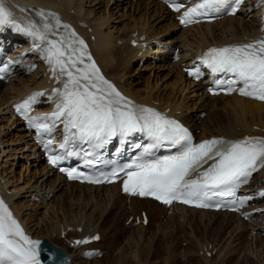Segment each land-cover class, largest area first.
I'll return each instance as SVG.
<instances>
[{"label": "bare ground", "instance_id": "6f19581e", "mask_svg": "<svg viewBox=\"0 0 264 264\" xmlns=\"http://www.w3.org/2000/svg\"><path fill=\"white\" fill-rule=\"evenodd\" d=\"M4 2L12 11L15 19L32 31H37L38 10L63 16L65 21L73 25L88 41L103 73L108 79L114 80L129 97L139 104L152 105L162 110L171 109L172 114L180 117L194 131L199 128V125L192 124L191 114L188 115V112L185 114L186 104L182 99H179L178 94L182 95L189 87L193 88V92H200L203 88L188 79L183 69L187 68L190 62L210 45L232 42L245 44L260 38L264 34V30L261 28V13L258 10L256 11L254 6H250L245 12L242 11L236 17H230L214 24H201L194 28L185 29L183 42H175L161 39L163 36L168 35L171 29L179 27V25L175 15L165 8L159 0H110L108 1V7L104 12L102 10V13H99L101 11L100 7H96L98 4L102 5V0H4ZM112 4L115 7L107 13ZM254 4L258 9L260 8L256 2ZM129 7H131L130 14H132L130 19L118 16L122 10L125 14ZM251 10L256 12L252 13ZM135 15H140L141 19L129 23L132 18L136 19ZM115 16H118V18H115ZM147 16L149 21L146 20ZM166 23L170 24L165 25ZM218 28L222 30L221 33L216 31ZM159 29L161 33H159ZM143 37H145V40H142ZM31 40L33 44L39 42L33 36H31ZM136 42L138 46L134 48ZM143 44H146V46H142ZM176 49H179L184 55L179 62L169 63L167 60L169 56L174 55ZM150 57H154L151 59L152 61L148 60ZM35 61L38 62L39 60L36 59ZM135 61L144 62V65L139 66L138 70H141V72L150 71L157 80L156 84H147L144 88H140L139 83L130 80L132 77L130 68ZM153 62L157 64L155 63L154 66L152 65ZM26 68L27 66L20 69L19 76L13 78L9 84L5 85L0 82V186L6 198L12 203L15 215L23 221L29 233L40 239L46 238L55 246L63 247L65 252L72 258L74 257L72 263L78 259V261L81 260L79 264H97L87 259L88 257H85L86 259L83 257V249L71 247L73 239L83 238L87 234L95 232L100 233L101 241L93 244L91 248L101 250L103 245L101 247L100 243L103 244L111 231V228H104V226L111 219L114 212L118 216L122 206L123 215L127 214V208H129L130 216L140 217L143 211L153 216L156 210L163 212L167 207L149 199L122 195L117 185L94 188L77 183H66L62 177L51 171L37 153L32 135L26 132L23 122L14 117L12 110L13 105L29 93L36 89H44L47 85L53 83L51 68L41 66L33 73H27ZM161 69L168 70V73L165 75L159 74ZM174 72L178 79L179 90L175 89L168 92L167 84H159L166 79L168 80ZM50 88L52 87L50 86ZM200 95L202 100L204 99L202 103L207 102V107L201 106L202 112L213 109V114L209 115L203 126L201 125L200 139L212 136L239 139L247 134L250 136H264V103L235 96L210 97L208 94L204 95V91ZM207 99L211 100L212 103ZM221 103L225 104L226 107L219 106ZM48 109L49 107L43 109V111ZM227 114H230V118H225L228 122L225 124L222 115L227 116ZM235 125L238 126L237 129L233 128ZM254 127H257L258 130H254ZM246 129H248L247 132ZM19 168L20 171H18ZM53 178L54 180H52ZM49 184L51 190L46 189ZM253 185L249 187V189L252 188L251 191L264 189V171L256 177ZM63 187L67 188L65 189V196L68 198H65L66 200L54 198L57 190L59 188L63 189ZM40 192L44 194V197H39ZM37 197L41 201L48 199L50 203L51 199L54 198L53 207L46 208L47 214H42L41 218H39L41 215L39 212L40 208L44 206L36 205V214H34V207L28 205L30 201L37 199ZM94 200H96L97 205L92 204L88 210L87 205L83 207L81 204L82 201H88L89 204L90 201L93 203ZM108 205L111 207V211L107 210ZM98 208H100L99 211H97ZM116 210L118 211L116 212ZM170 210L173 216L170 220H167L168 222H173L175 217L179 215L186 222H184V225L191 227V229L195 228L196 225L205 226L206 229H209L212 227L211 223L215 222L218 216H222L223 219L219 226L220 236L231 223L240 224L243 222V224L241 223L242 226L245 225L244 221L236 217L234 213L198 211L178 205ZM106 211L108 212L106 213ZM205 216L210 217L207 219L208 223L204 222ZM150 223L149 220L148 226ZM174 225L176 229L178 227L176 221ZM167 226V223L165 225L159 224L158 229L162 227L165 229ZM69 227H74L75 231H68ZM80 228H82L81 234L78 233ZM236 228H234V231H236ZM253 231L254 229H252ZM171 233L170 237L165 239L169 244H167V248L156 249L153 246L154 242H150L151 244L146 245L144 248L143 243L148 230L140 223L136 226V232L129 233L126 246L120 245L123 247L118 246L115 249L108 264H189L188 255L195 251L192 248V241L187 249L178 253L176 248L178 240L173 238L174 241L171 244L174 231ZM241 233L243 231H240V235ZM63 234H65V238L61 239ZM168 234L170 233L168 232ZM185 235L191 236L193 234L192 232H185ZM261 237L263 243L264 236ZM154 238L150 240H154ZM200 240H198V246H196V249L199 248L197 250L198 254L200 251L205 254L207 252L214 254L213 252L218 249L217 241L214 245L208 241L203 243ZM179 256H182V260L179 259ZM158 260L159 262H157ZM202 260L204 263L211 264L210 259L206 256Z\"/></svg>", "mask_w": 264, "mask_h": 264}, {"label": "snow or ice", "instance_id": "6c2138e0", "mask_svg": "<svg viewBox=\"0 0 264 264\" xmlns=\"http://www.w3.org/2000/svg\"><path fill=\"white\" fill-rule=\"evenodd\" d=\"M166 2L176 12L184 7L177 0ZM229 3L230 0H201L183 13L180 22L185 25L198 22L197 17L219 12ZM4 26L19 28L12 11L4 0H0V28ZM59 27L69 26L61 25L57 18L55 25L45 23L43 31L22 29L40 42L34 48L45 53L44 58L52 66L54 77L58 81L66 77L62 81L63 88L53 90L59 97L56 111L45 117L27 115L32 102L43 93H36L17 106V111L28 120V126L38 133L50 134L58 121L63 122L66 135L59 148L65 151L63 155L49 156L51 163L57 165L64 157L78 155L68 150L78 143L95 149L115 137L124 141L136 134L149 141L144 145L135 144L134 147L141 148L136 160L114 171L110 177L94 179L76 170L60 169L67 172L69 179L111 183L123 173V191L133 196L153 197L169 205L179 201L208 208L212 206L210 201L213 197L234 196L238 184L253 171L264 168V138L246 137L237 141L211 139L194 144L188 130L178 121L124 97L104 78L87 52V45L75 33L70 34L71 38L61 35L59 39H48L49 34L56 35L54 29ZM45 41L47 47L41 49L40 45ZM201 61L212 73L232 74L235 79L228 83L241 82V95L264 101V39L239 46L210 48ZM7 71V68H0V79ZM198 71H190L189 74L198 77ZM234 90L229 87L227 92ZM40 120L50 123H37ZM51 143L49 139L44 146L48 148ZM163 147L174 148L176 152L156 156L154 150ZM85 155L91 153L85 152ZM209 161L214 162L200 171ZM92 163V160H86L87 165ZM244 202L241 200L240 204ZM89 242L76 241L77 244ZM40 245L41 241L25 234L7 204L0 199V264H42Z\"/></svg>", "mask_w": 264, "mask_h": 264}, {"label": "rangeland", "instance_id": "374dc122", "mask_svg": "<svg viewBox=\"0 0 264 264\" xmlns=\"http://www.w3.org/2000/svg\"><path fill=\"white\" fill-rule=\"evenodd\" d=\"M98 1H100V0H98ZM108 1H110V0H102V2H103V3L101 2L102 5H99V4L96 5V7H100L101 11L99 13H102V10H103V12L106 10V8L109 5ZM113 7H115L113 4L110 5V7L108 8L107 13H109L110 9H112ZM140 7H141V3H140ZM130 13H131V7H129V10H126L125 14L123 13V10H122L118 14V16H124L125 19H130L131 15H132ZM133 13H135V12H133ZM118 16H115V18H118ZM135 17H136V19L132 18V20L129 21V23L137 22V21H139L141 19L140 15H135ZM147 18H148V16L146 17V20L149 21V18L148 19ZM168 24H170V23H166L165 25H168ZM216 31H218V33H221L222 30L218 28V29H216ZM159 33H161L160 29H159ZM184 33H185V30H181L180 27H175V28L171 29V31L169 32L168 35L163 36L161 39L162 40H166V41L170 40V41H175V42H183L182 38H184V36H183ZM190 33H192V32H190ZM163 48H165V47H163ZM154 57H152V58L150 57V58H148V60L152 61L151 59H153ZM154 64H155V62H153L152 65H154ZM142 65H144V62H136L135 61V62L132 63L131 68H130V74L132 75V77L130 78V80L134 81L136 83H139L140 88H144L147 84H151V85L152 84H156L157 80L151 74L150 71L141 72V70H138V67L139 66L141 67ZM136 71H137V73H136ZM167 73H168V70L161 69L159 71V74H164L165 75ZM176 80H177V82H176ZM159 83H160V81H159ZM177 83H178V79L176 78V75H175V72H174L173 75L168 80L166 79L165 81L161 82L159 85H161V84H165L166 85L167 84V91L169 92V91H173L175 89L179 90V88H178L179 83L178 84ZM200 94H203V90H201L200 92L199 91L198 92H193V88H191V87L187 88L186 91L183 92L182 95L180 93L178 94L179 99H182L184 101V104H186L187 110H186L185 114H187V112H188V115L191 114L192 121H193L192 124L199 125V128L195 131L197 135L198 134L200 135V133L202 132L201 125L203 126L206 123L207 118L209 117V115L213 114V109H208L207 112H202L203 110L201 109V106L204 105V106L207 107V102L202 103V101L204 99L202 100V97H201ZM204 95H205V93H204ZM200 99H201V101H200ZM208 101L210 103H212L211 100H208ZM219 106L226 107L225 104H223V103L219 104ZM193 113H194V115H192ZM231 115H232V113H231ZM229 116H230V114L229 115L227 114V116L222 115V119L224 118L223 120H224L225 124L228 123L226 121V119H227L226 117H229ZM229 118H228V120H229ZM233 128L237 129L238 126L235 125V126H233ZM245 131L247 132L248 129H246ZM18 171H20V168L18 169ZM54 178L52 180H54ZM50 186H51L50 184L47 185L46 189L51 190ZM65 189H67V188L66 187H63V189L59 188L57 190V192L54 194V198H56V199H59V198L62 199L63 198V200H66L68 197L66 198V196H65ZM42 196L44 197V194L43 193L41 194V192H40L39 193V197L42 198ZM39 197H37V199L36 198L33 199V201H30L28 205H30L32 208L34 207L33 208L34 214H36V211H35L36 205L44 206L43 208H40V212L39 213H41V215L39 216V218H41L43 216L42 214H47L46 208L49 209V208L53 207L54 198L51 199V203H50L48 199L45 200V201L44 200L41 201ZM48 198H50V197H48ZM68 202H69V200H68ZM70 203L71 202H69V204ZM72 203H74V202H72ZM96 203H97L96 200H94L93 203L90 201L89 204H88V201H82L81 202L83 207L85 205H87V210L89 209V207H91L92 204L94 206H96L97 205ZM110 208L111 207L108 205L107 210L111 211L112 209H110ZM99 210H100V208L97 209V211H99ZM129 210L130 209L127 208V214L123 215L124 210H123V206H122V208L118 212V216H117V213H115V212L113 213L112 212L113 216L111 217V219L108 220V222L104 226V228H111L110 234L108 235L107 239L104 240L103 244L100 243L101 247L103 245V247L101 249V253H99L92 261H94L97 264H108L109 261H111L110 259L113 256L115 249L118 248V246H120V245L126 246V242H127L126 239H128L127 237H129V235H130L129 233L136 232V226L140 225V224H138V222H136L137 221V217L134 218L133 221L130 220L131 216L128 217V213L130 215V211ZM108 211H106V213ZM117 211L118 210H116V212ZM165 211L161 212L160 210H156V212L154 213L153 216H150L148 214V217H150L149 220H150L151 223H150V225L148 227H146L147 230H148V234H147V237H146L147 240L145 239V241L143 243L144 244L143 245L144 248L146 247V245L149 246V244H151L153 242H154L153 246L156 249L160 250V249L165 248V247L167 248V246L169 244H168L167 240H165V239L167 237H170V235L172 234L171 232L174 231V236L171 238V244H172V241H174L175 239L178 240L177 245H176V248L178 249V253H180L181 250L184 251L185 249H187L190 246L189 244H191L190 243L191 241L193 243V247L192 248H193V251L194 250L195 251L193 252L194 254L190 253L188 255V259L190 261L189 264H207L206 262L204 263L203 260H202L203 257L205 256L204 252L200 251L199 254L197 253V250L199 248L196 249V246H198L197 242L200 239H201L200 241L201 242L203 241V243L208 241V242H210V243H212L214 245L216 244L215 241L218 242L217 243L218 244V247H217L218 249L216 250V251H218V253L214 252V254L212 256L208 257V259H210L209 261L211 262V264H264V240H263V243H262L261 242L262 241L261 240V238H262L261 237L262 236L261 229L258 230L260 232H257V230L255 228L258 225V223L255 222V224H257V225L251 224V226H249L250 224H248L246 222H244L245 225H243V226H242L243 222H241L242 224L240 223L241 225L240 224H236V223H231L225 229V232L220 236L219 235V226L221 224V220L223 219L222 216H218L216 218V221H215L216 223L215 222L211 223L212 227L210 226L211 228H209V229H206L205 226H199V225H196L195 228L191 229V227L189 228V226L184 225L186 222L179 215H177L175 217V220H173V222H171V223L168 222L167 220H170V218L173 216V214L172 213L169 214L167 212V210H165ZM106 213H105V216H106ZM209 218L210 217L205 216L204 217V222L208 223L207 219H209ZM175 221L177 222V225H178V227L176 229H175V225H174ZM41 223L42 222L40 221V224ZM166 223H167L168 226L165 229L163 228L165 226H163L162 228L158 229L159 224H164L165 225ZM234 228H236V231H234ZM70 229H74V228H69V230ZM252 229H254L253 232H252ZM240 231H243V233H241V235H240ZM168 232L170 234H168ZM185 232H189V233L192 232L193 235L187 236V235H185ZM79 233H81V232H79ZM152 238H154V240L155 239L156 240L155 241L154 240H150ZM173 238H174V240H173ZM43 239H46V238H43ZM61 239H64V238L62 237ZM113 244H114L115 248L113 247ZM108 245H109V247H108ZM123 246H120V247H123ZM143 246H142V248H143ZM204 246H207V245H204ZM59 248L64 249L61 246ZM179 257L178 258L180 260H182V256H179ZM79 261L81 262V260H79ZM79 261L77 259L76 262H74L72 264H76V263L79 264L80 263ZM157 262H159V260ZM179 264H181V263H179Z\"/></svg>", "mask_w": 264, "mask_h": 264}, {"label": "water", "instance_id": "95a60500", "mask_svg": "<svg viewBox=\"0 0 264 264\" xmlns=\"http://www.w3.org/2000/svg\"><path fill=\"white\" fill-rule=\"evenodd\" d=\"M57 253H58L59 256H62L63 255V253L61 252V250H57Z\"/></svg>", "mask_w": 264, "mask_h": 264}]
</instances>
